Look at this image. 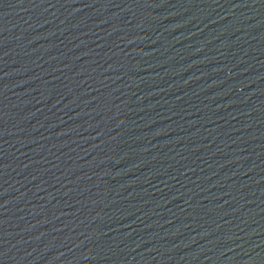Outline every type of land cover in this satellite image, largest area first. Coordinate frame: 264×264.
<instances>
[{
  "label": "water",
  "instance_id": "95a60500",
  "mask_svg": "<svg viewBox=\"0 0 264 264\" xmlns=\"http://www.w3.org/2000/svg\"><path fill=\"white\" fill-rule=\"evenodd\" d=\"M172 264H264V0H229L185 172Z\"/></svg>",
  "mask_w": 264,
  "mask_h": 264
}]
</instances>
